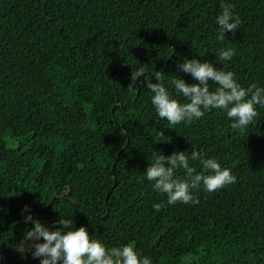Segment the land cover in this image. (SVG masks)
<instances>
[{
    "label": "trees",
    "instance_id": "1",
    "mask_svg": "<svg viewBox=\"0 0 264 264\" xmlns=\"http://www.w3.org/2000/svg\"><path fill=\"white\" fill-rule=\"evenodd\" d=\"M222 3L242 23L220 41ZM186 58L264 87V0H0V264H40L15 250L29 214L50 230L71 219L70 230L86 226L108 249L131 244L152 264H264V107L243 132L220 109L171 129L142 81L127 89L148 65L187 102L171 83H198L177 67ZM193 149L236 182L169 205L145 172L157 151ZM55 194L65 197L40 211Z\"/></svg>",
    "mask_w": 264,
    "mask_h": 264
},
{
    "label": "clouds",
    "instance_id": "2",
    "mask_svg": "<svg viewBox=\"0 0 264 264\" xmlns=\"http://www.w3.org/2000/svg\"><path fill=\"white\" fill-rule=\"evenodd\" d=\"M222 13L217 17L219 26L217 39L223 41L225 34L235 33L242 21L235 14L233 6L221 4ZM235 55L234 49H221L219 61H230ZM148 65H142L131 74L128 91L132 92L138 81H142L154 93L152 104L161 119H166L171 129L182 122L190 124L205 115L211 109L224 110L229 120L233 121L231 128L243 132L258 116L256 106L264 107V87L252 84L245 88L235 79V73L217 68L212 62H201L199 59H185L177 67L190 74L198 83L189 84L183 78L171 81L177 93L187 102L181 103L171 97L163 83L161 71L148 72ZM153 76L158 83H153ZM210 82L217 85L210 90ZM124 131L123 129L121 130ZM161 135L164 132L161 131ZM199 161L203 171L196 172L189 161ZM183 169L184 178L175 175L176 170ZM146 178L152 181L156 191L167 195V204L176 203L198 204L199 199L193 195L194 189L203 184L208 192H215L236 182V176L231 169L221 166L215 158H206L201 152L192 150L174 152L165 156L156 152L153 162L146 170ZM210 173V174H205ZM164 206L156 203L153 208L159 212ZM23 212H30L25 206ZM25 223L34 226L28 230L16 251L25 253L31 251L34 259H40V264H152L149 257L137 251L131 244L119 248L108 249L100 240L93 239L86 226L70 230L71 219L61 218L56 221L55 231L45 227L32 214L27 215ZM67 230V231H65ZM42 241V242H41Z\"/></svg>",
    "mask_w": 264,
    "mask_h": 264
},
{
    "label": "water",
    "instance_id": "3",
    "mask_svg": "<svg viewBox=\"0 0 264 264\" xmlns=\"http://www.w3.org/2000/svg\"><path fill=\"white\" fill-rule=\"evenodd\" d=\"M113 110H114V108H113ZM115 164H116V161L114 162L113 169L115 168ZM109 194H110V190H109L108 193H107V197L109 196ZM58 197H65V196H64V195H61V194H55V195L52 197L51 202H50L47 206L41 208L40 211H43L46 207L51 206V204H52V203L55 201V199L58 198ZM37 216L39 217V214H37ZM39 221H40V223H41L42 225H44L43 222H42L41 220H39ZM44 226H45V225H44ZM56 229H57V228H52L53 231H55ZM65 231H67V230H65Z\"/></svg>",
    "mask_w": 264,
    "mask_h": 264
},
{
    "label": "built area",
    "instance_id": "4",
    "mask_svg": "<svg viewBox=\"0 0 264 264\" xmlns=\"http://www.w3.org/2000/svg\"><path fill=\"white\" fill-rule=\"evenodd\" d=\"M28 252H29V251H27V252L23 253L22 255H23L24 257H26V254H27Z\"/></svg>",
    "mask_w": 264,
    "mask_h": 264
}]
</instances>
